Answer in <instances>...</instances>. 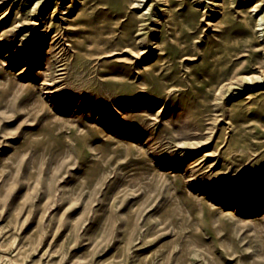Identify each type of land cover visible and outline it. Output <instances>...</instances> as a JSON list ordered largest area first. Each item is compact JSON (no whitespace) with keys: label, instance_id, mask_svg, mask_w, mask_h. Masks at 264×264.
Returning a JSON list of instances; mask_svg holds the SVG:
<instances>
[{"label":"rangeland","instance_id":"374dc122","mask_svg":"<svg viewBox=\"0 0 264 264\" xmlns=\"http://www.w3.org/2000/svg\"><path fill=\"white\" fill-rule=\"evenodd\" d=\"M37 1L0 0V264H264V0Z\"/></svg>","mask_w":264,"mask_h":264},{"label":"bare ground","instance_id":"6f19581e","mask_svg":"<svg viewBox=\"0 0 264 264\" xmlns=\"http://www.w3.org/2000/svg\"><path fill=\"white\" fill-rule=\"evenodd\" d=\"M40 1H42V0H38L37 3H39ZM263 16H264V15H263ZM188 33H189V32H188ZM246 77H247V75H246Z\"/></svg>","mask_w":264,"mask_h":264}]
</instances>
